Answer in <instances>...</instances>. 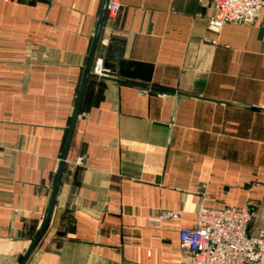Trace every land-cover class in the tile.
<instances>
[{
  "label": "crops",
  "instance_id": "0c3cea01",
  "mask_svg": "<svg viewBox=\"0 0 264 264\" xmlns=\"http://www.w3.org/2000/svg\"><path fill=\"white\" fill-rule=\"evenodd\" d=\"M104 1L0 2V264L44 226ZM122 4L26 264H190L179 232L201 205L264 230V20L215 33L197 0Z\"/></svg>",
  "mask_w": 264,
  "mask_h": 264
},
{
  "label": "built area",
  "instance_id": "2783aa9c",
  "mask_svg": "<svg viewBox=\"0 0 264 264\" xmlns=\"http://www.w3.org/2000/svg\"><path fill=\"white\" fill-rule=\"evenodd\" d=\"M14 0H0L12 3ZM201 8L212 11L210 30L219 33L225 26L252 27L264 20V0H197ZM123 9L122 0H109L106 20L115 22ZM216 46L217 42L212 41ZM92 74L107 78L108 72L101 62H95ZM146 95L147 90H140ZM250 189L260 184H250ZM179 211L161 212L153 216L151 225L178 220ZM254 213L249 207L212 210L199 206L195 226L179 232V251L190 264H264V230L250 234Z\"/></svg>",
  "mask_w": 264,
  "mask_h": 264
},
{
  "label": "water",
  "instance_id": "95a60500",
  "mask_svg": "<svg viewBox=\"0 0 264 264\" xmlns=\"http://www.w3.org/2000/svg\"><path fill=\"white\" fill-rule=\"evenodd\" d=\"M108 4H109V0H105L104 1V5H103V9H102V12H101V15H100V18H99L97 31H96V34L94 36V41H93V45H92V48H91L88 64H87V67L85 69V75H84V79H83V82H82V85H81V89H80V93H79V97H78V101H77V106H76V109H75V112H74L73 122H72V126L70 128L69 138H68L67 145H66V148H65V153H64V156H63V162L61 164V167H60L57 179H56V183H55V187H54V190H53V195H52L49 211H48L44 226L40 230V232L37 235V237L35 238V240H33L32 246L29 249V251L27 252V254L25 255V257L23 258L21 264H26L27 263L28 259L30 258V256L34 252V250L36 249L37 245L39 244L40 240L44 236V234H45V232H46V230H47V228L49 226V223H50V220H51V215H52L53 208H54L55 201H56V197H57V193H58L59 186H60V183H61V178H62L63 171H64V165H65V161H66V157H67V152H68L69 145H70V142H71V138H72V135H73V131H74V128H75V124H76V121H77L78 116H79V112H80L83 96H84V93H85V89H86V86H87V82H88L89 78L92 76L91 73H92V68H93V65H94L95 54H96V51H97V47L99 45V41H100V38H101V33H102V30H103L104 24L106 22Z\"/></svg>",
  "mask_w": 264,
  "mask_h": 264
}]
</instances>
